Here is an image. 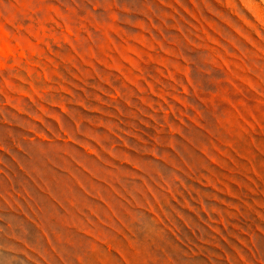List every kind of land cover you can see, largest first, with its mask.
<instances>
[{
	"label": "rangeland",
	"instance_id": "374dc122",
	"mask_svg": "<svg viewBox=\"0 0 264 264\" xmlns=\"http://www.w3.org/2000/svg\"><path fill=\"white\" fill-rule=\"evenodd\" d=\"M0 264H264V0H0Z\"/></svg>",
	"mask_w": 264,
	"mask_h": 264
}]
</instances>
